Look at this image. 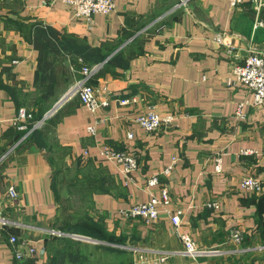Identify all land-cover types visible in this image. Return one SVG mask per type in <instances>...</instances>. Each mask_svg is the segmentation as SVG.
<instances>
[{
    "label": "crops",
    "instance_id": "crops-1",
    "mask_svg": "<svg viewBox=\"0 0 264 264\" xmlns=\"http://www.w3.org/2000/svg\"><path fill=\"white\" fill-rule=\"evenodd\" d=\"M181 1L115 0L114 13L94 16L88 29L61 1L0 0V264H52L54 239L71 237L49 231L82 235L76 228L85 222L123 241L126 264L162 254L165 264H264V191L241 188L246 177L264 182V109L230 84L234 66L252 51L264 54V27L255 28L264 0L239 8ZM95 65L91 83L109 106L92 113L72 91L83 67ZM149 110L173 117L172 125L145 132L136 117ZM106 147L135 153L137 170L124 177L102 156ZM164 189L171 202L156 222L122 216ZM176 210L184 213L179 233L216 252L183 254L170 219ZM14 236L36 256L18 260ZM104 244L96 256L116 264V245Z\"/></svg>",
    "mask_w": 264,
    "mask_h": 264
},
{
    "label": "built area",
    "instance_id": "built-area-1",
    "mask_svg": "<svg viewBox=\"0 0 264 264\" xmlns=\"http://www.w3.org/2000/svg\"><path fill=\"white\" fill-rule=\"evenodd\" d=\"M52 2L61 1L66 3L75 10L77 17L83 19L88 26V29H92L93 17L96 15L109 16L115 11V0H51ZM232 7L239 8L245 3L251 2L260 5L259 0H228ZM186 0H182L179 7L185 6ZM152 26V25H151ZM149 26L148 28H150ZM154 25L151 27L153 28ZM264 27L263 22H257L255 28ZM219 43H223V35L217 37ZM101 65H95L93 67H83L81 73L82 78L75 85L72 94L77 96L81 104L92 113H97L100 109L109 106L108 101H103L99 97L98 90L91 80L95 73L100 69ZM233 80L231 85H243L253 95V106L262 107L264 109V54L260 51H252L250 55L245 59L241 65L234 66L232 70ZM61 105L59 103L55 108ZM54 110V109H53ZM53 110L47 112L43 119L34 123L35 128H41L46 120L54 113ZM32 116L26 112H22L20 119H31ZM173 117H161L154 110H149L140 113L136 117L137 125L149 134L157 133L167 129L172 125ZM89 131L94 134L95 129L89 128ZM134 134L128 135L131 139ZM102 156L110 161L116 163L120 168L121 174L124 177H129L138 168V159L135 153L128 151L115 150L114 148L106 147L102 151ZM243 154L249 155L250 151H244ZM221 158H218L217 169L220 170ZM170 169H166L164 174H169ZM159 184V178L155 177L150 181V186H156ZM241 188L244 191L251 193H260L264 191V182L255 176L246 177L241 181ZM18 191L16 187H10L8 196L12 199L18 198ZM171 202L169 193L166 189L162 190L161 198L152 197L148 202L142 204H135L129 209L122 212V216L127 219H141L147 223H154L158 220L160 211L164 207H167ZM212 208H218L216 204L209 205ZM182 210H176L171 213V223L179 233L181 227ZM49 234L52 237L65 238L76 237V235L64 233L58 230H51ZM182 242L184 243L183 254L192 258H197L202 255L213 253L200 250L196 243L192 240L187 233H179ZM232 238L235 243L242 244L244 241L242 233H232ZM11 243L15 247V257L18 260H24L26 257H35L37 250L27 244L21 243L17 237L11 238ZM167 255L162 254L159 257L153 259L149 264H165L167 261ZM135 264V263H133Z\"/></svg>",
    "mask_w": 264,
    "mask_h": 264
},
{
    "label": "rangeland",
    "instance_id": "rangeland-1",
    "mask_svg": "<svg viewBox=\"0 0 264 264\" xmlns=\"http://www.w3.org/2000/svg\"><path fill=\"white\" fill-rule=\"evenodd\" d=\"M259 2L261 1L259 0ZM56 110L57 108H54L53 112L55 113ZM120 247L115 246L113 248L116 249V264H126L124 251ZM52 248V264H98L96 259H100V264H105L104 255L96 256V249H107L108 245L104 244V241L91 240L86 236L77 234L76 237L67 239H54Z\"/></svg>",
    "mask_w": 264,
    "mask_h": 264
},
{
    "label": "trees",
    "instance_id": "trees-1",
    "mask_svg": "<svg viewBox=\"0 0 264 264\" xmlns=\"http://www.w3.org/2000/svg\"><path fill=\"white\" fill-rule=\"evenodd\" d=\"M41 119L42 117L38 121H40ZM76 230L79 231L84 236L96 238V240H100V241L109 242L116 246H124L122 240L105 237L102 231L97 226L95 227V230H93L92 225L89 224L88 222H85L82 227H77Z\"/></svg>",
    "mask_w": 264,
    "mask_h": 264
}]
</instances>
